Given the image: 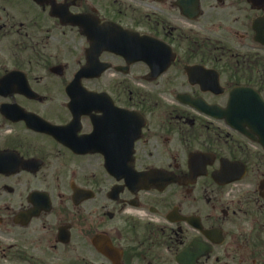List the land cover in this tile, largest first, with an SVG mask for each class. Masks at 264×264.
I'll return each mask as SVG.
<instances>
[{"label":"flooded vegetation","instance_id":"1","mask_svg":"<svg viewBox=\"0 0 264 264\" xmlns=\"http://www.w3.org/2000/svg\"><path fill=\"white\" fill-rule=\"evenodd\" d=\"M262 102L264 0H0V264H264Z\"/></svg>","mask_w":264,"mask_h":264},{"label":"water","instance_id":"2","mask_svg":"<svg viewBox=\"0 0 264 264\" xmlns=\"http://www.w3.org/2000/svg\"><path fill=\"white\" fill-rule=\"evenodd\" d=\"M253 114L257 116L253 115L250 119H252L253 122L258 121V123L255 124L257 126L255 128L260 129L262 131L261 133L258 132V136L259 138H262V140L260 141H262L261 143L264 145V106L261 109L253 111ZM253 130L256 131L255 129Z\"/></svg>","mask_w":264,"mask_h":264}]
</instances>
